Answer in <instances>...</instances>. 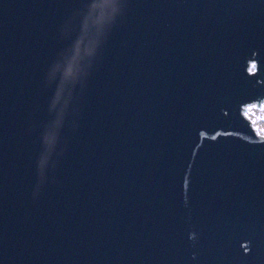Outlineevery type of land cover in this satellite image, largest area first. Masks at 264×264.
Segmentation results:
<instances>
[{
    "label": "water",
    "instance_id": "obj_1",
    "mask_svg": "<svg viewBox=\"0 0 264 264\" xmlns=\"http://www.w3.org/2000/svg\"><path fill=\"white\" fill-rule=\"evenodd\" d=\"M263 99L264 0H0V264H264Z\"/></svg>",
    "mask_w": 264,
    "mask_h": 264
},
{
    "label": "bare ground",
    "instance_id": "obj_2",
    "mask_svg": "<svg viewBox=\"0 0 264 264\" xmlns=\"http://www.w3.org/2000/svg\"><path fill=\"white\" fill-rule=\"evenodd\" d=\"M264 105V103H263ZM252 108L246 107V111L248 114V117H250V121L252 123V128H254L256 134L258 136H263L264 137V124L260 120L259 115V106L255 103L251 104Z\"/></svg>",
    "mask_w": 264,
    "mask_h": 264
},
{
    "label": "rangeland",
    "instance_id": "obj_3",
    "mask_svg": "<svg viewBox=\"0 0 264 264\" xmlns=\"http://www.w3.org/2000/svg\"><path fill=\"white\" fill-rule=\"evenodd\" d=\"M259 115H258V117H260V120L262 121V123L264 122V105H263V107L262 106H260L259 107Z\"/></svg>",
    "mask_w": 264,
    "mask_h": 264
}]
</instances>
